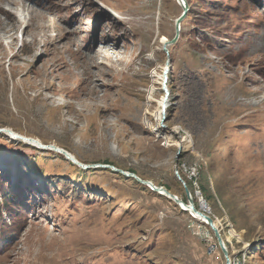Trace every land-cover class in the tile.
<instances>
[{
    "label": "rangeland",
    "instance_id": "1",
    "mask_svg": "<svg viewBox=\"0 0 264 264\" xmlns=\"http://www.w3.org/2000/svg\"><path fill=\"white\" fill-rule=\"evenodd\" d=\"M185 2L166 64L176 0H0V130L46 148L0 136L19 196L0 264H225L207 225L99 166L185 199L179 172L231 264H264V0Z\"/></svg>",
    "mask_w": 264,
    "mask_h": 264
},
{
    "label": "water",
    "instance_id": "2",
    "mask_svg": "<svg viewBox=\"0 0 264 264\" xmlns=\"http://www.w3.org/2000/svg\"><path fill=\"white\" fill-rule=\"evenodd\" d=\"M176 2L180 5V8L182 10L181 14L178 16V18L175 20L174 22V37L169 40L166 41L165 43L162 44V51L164 52V54L166 55V64L169 63V53H168V47L174 45L179 37V32H180V24L181 22L185 19L186 17V13L188 12V6L185 2V0H176ZM167 70H165L163 72V83H162V88L164 89L166 95L164 100L167 99V92L165 90V84H167ZM166 123V105L162 106L161 109V119H160V125L162 126V128L165 127ZM1 133V132H0ZM7 134L9 135V132H7ZM29 143H31L32 141H27ZM39 147V146H38ZM179 149H181V147H179ZM61 154L63 155V157H65L66 159H68L69 162H71L72 164H74L75 166H77L78 168L82 169V170H87L88 168H90V166H83L78 162H74L72 159H70L69 155L67 153H65L64 151H60ZM99 168H103V169H110L112 171H114L115 173H118L124 177H130L135 179L139 184L144 185L146 187H148L152 192L163 196L169 200H171L174 204L177 205V207L180 209V211L182 212H186L189 215H193L194 217L196 216V218H201L204 219V221L206 222L207 227L211 230V232L213 233V236L215 238V241L218 245V248L224 258L225 264H231L230 259L228 258V251L225 247L224 241L220 235L219 230L215 227L214 225V220L207 216L204 215L203 213L199 212L192 201V197L190 194V191L188 190L186 183L182 180V178L178 175V173H175V177L177 179V181L181 184L182 188H183V192H184V197H185V202H183L181 199H178V197H176L175 195H172L170 192H168L166 189L164 188H160V187H156L154 186L152 183L147 182V181H142L140 179H138L136 176L132 175V174H126L124 172H121L120 170H115L113 167L111 166H99Z\"/></svg>",
    "mask_w": 264,
    "mask_h": 264
},
{
    "label": "bare ground",
    "instance_id": "3",
    "mask_svg": "<svg viewBox=\"0 0 264 264\" xmlns=\"http://www.w3.org/2000/svg\"><path fill=\"white\" fill-rule=\"evenodd\" d=\"M177 3V2H176ZM178 4V3H177ZM179 5V4H178ZM30 6V5H29ZM180 6V5H179ZM36 15V14H35ZM100 41V40H99ZM103 41V40H102ZM167 40H166V38L165 37H162L161 38V42L163 43V42H166ZM104 48V47H103ZM103 52V51H102ZM97 54V53H96ZM100 54V53H99ZM94 57V56H93ZM92 57V58H93ZM91 59V58H90ZM90 62V61H89ZM164 70V69H163ZM160 77V85H162V83H163V75L161 74V76H159ZM166 89V88H165ZM166 92H167V89H166ZM164 94H162V98H161V102H160V107H159V110H158V112L156 113V122H158V124L160 123V119H161V109H162V106L163 105H166V112H167V107H168V101L167 100H164V96H163ZM161 126V125H160ZM162 127V126H161ZM154 128H156L154 131H159L160 130V128H158V126H156V127H154ZM4 131H6V132H9V137H11V139H15V140H22V141H26L25 143H27V144H29V145H32V146H40V142H38V141H35V140H31V139H28V138H23V137H18V135L17 134H14V132H12V131H9V130H4ZM28 139V140H27ZM188 140H189V138H188ZM191 140V139H190ZM27 141H32L31 143H29V142H27ZM189 142V141H188ZM192 142V141H191ZM191 147V146H190ZM60 151H62V150H60ZM59 151V152H60ZM56 152H58V151H56ZM65 152V151H64ZM61 153V152H60ZM65 153H67V151L65 152ZM68 154V153H67ZM69 155V157H70V159H72L74 162H77L78 160L72 155V154H68ZM65 158V157H64ZM66 159V158H65ZM68 160V159H67ZM194 174V173H193ZM196 196L198 197V199H200V203H199V206H200V209H197L199 212H201V213H203L204 215H206L207 213H206V211H205V202H204V200L202 199V197H201V194H199L198 193V190L196 191ZM191 217H193V219H195V220H197V221H199V223L201 222V223H203L204 225H206V222L204 221V219H201V218H196V216L194 217L193 215H190ZM214 225H215V227L218 229V227H217V225L214 223Z\"/></svg>",
    "mask_w": 264,
    "mask_h": 264
},
{
    "label": "trees",
    "instance_id": "4",
    "mask_svg": "<svg viewBox=\"0 0 264 264\" xmlns=\"http://www.w3.org/2000/svg\"><path fill=\"white\" fill-rule=\"evenodd\" d=\"M171 111H169V113H170ZM168 120V117L166 118V121ZM1 137H3L2 135H0ZM1 147H0V149L1 150H3L4 151V149L3 148H5L3 145H0ZM7 147H12V146H8L7 145ZM28 154H30L29 156H33L34 155V157H35V151H33V152H31V153H29L28 152ZM16 155L17 156H19V154H17L16 153ZM75 169H77V168H75ZM79 171H81L80 169H79ZM97 171H108V172H110V173H113V171L112 170H108V169H99V170H97ZM23 172V171H22ZM91 172H93V171H91ZM179 173V172H178ZM113 174H115L116 176H120V177H122V178H125L124 176H122V175H120V174H118V173H113ZM131 174H134V173H131ZM23 175H24V173H23ZM180 175V174H179ZM133 179V178H132ZM185 179V178H184ZM134 180V179H133ZM136 181V180H135ZM184 182L186 183V186H187V188H188V185L190 186V184L189 183H187L185 180H184ZM64 185H68L70 188H72L73 189V191H74V189L76 188V186H74V187H72V185H71V183H67L66 181H63L62 182ZM142 188V187H141ZM143 189H146V190H150L148 187H146V186H144L143 185ZM167 190V189H166ZM151 191V190H150ZM168 191V190H167ZM10 193H11V196H12V198L13 199H15V197H16V192L14 191V190H11L10 191ZM183 202H185V199L184 198H182L181 199ZM5 204H6V208H7V202H5Z\"/></svg>",
    "mask_w": 264,
    "mask_h": 264
}]
</instances>
